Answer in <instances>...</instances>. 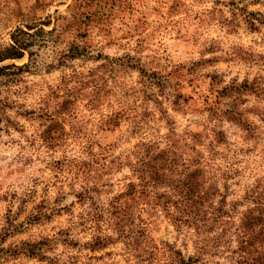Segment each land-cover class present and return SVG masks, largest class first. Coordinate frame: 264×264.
I'll return each instance as SVG.
<instances>
[{"label": "rangeland", "instance_id": "rangeland-1", "mask_svg": "<svg viewBox=\"0 0 264 264\" xmlns=\"http://www.w3.org/2000/svg\"><path fill=\"white\" fill-rule=\"evenodd\" d=\"M26 24L51 32L0 62V264L194 254L174 205L126 193L141 143L206 161L221 131L216 160L240 173L229 190H264V0H0V49ZM45 238L44 257L20 249ZM213 252L194 264H235Z\"/></svg>", "mask_w": 264, "mask_h": 264}, {"label": "trees", "instance_id": "trees-1", "mask_svg": "<svg viewBox=\"0 0 264 264\" xmlns=\"http://www.w3.org/2000/svg\"><path fill=\"white\" fill-rule=\"evenodd\" d=\"M25 27L27 29L17 26L11 32V42L0 49V62L22 57L34 42L35 35L51 32L29 24ZM5 105L0 97V114ZM223 141V133L215 132L214 144L211 142L206 161L202 159L203 152L196 150V157L190 162L174 158L171 148L162 149L157 145L141 143L140 147L148 158L141 159L143 166L140 163L132 166L138 180L126 185V193L135 196L136 192L149 196L157 193L159 198L164 199V205L171 203L176 207L170 216L177 230L190 229L194 233L195 253L185 256L176 252V264L198 263L204 260L205 254L212 255V249L213 253L228 252L235 264H264V190L255 193L253 190L244 197L229 190L227 177L233 178L240 173L236 165L231 164L224 170L217 162L218 152L213 147ZM137 186L140 188L137 189ZM160 187L164 189L156 190ZM82 188L77 198L90 203L93 200L89 195L90 188ZM230 195L233 197L229 198ZM243 200H249L250 204L245 210H240ZM95 237L109 239L107 235ZM51 242H54L53 238L23 242L20 249L27 255L44 257L45 245Z\"/></svg>", "mask_w": 264, "mask_h": 264}]
</instances>
